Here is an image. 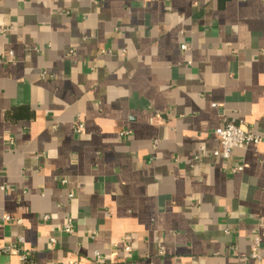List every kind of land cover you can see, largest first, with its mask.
<instances>
[{
    "label": "crops",
    "instance_id": "1",
    "mask_svg": "<svg viewBox=\"0 0 264 264\" xmlns=\"http://www.w3.org/2000/svg\"><path fill=\"white\" fill-rule=\"evenodd\" d=\"M226 120L243 171L199 158ZM256 237L264 0H0L1 264H264Z\"/></svg>",
    "mask_w": 264,
    "mask_h": 264
},
{
    "label": "built area",
    "instance_id": "2",
    "mask_svg": "<svg viewBox=\"0 0 264 264\" xmlns=\"http://www.w3.org/2000/svg\"><path fill=\"white\" fill-rule=\"evenodd\" d=\"M183 50H188L189 47L184 44L182 46ZM85 129V126L82 122H78L75 125V131L76 133H82ZM214 136L218 140V142L221 145L220 150H207L206 148L202 147L201 154L199 158H223L224 160H234L233 163V171L239 172L243 171L245 164L241 159L235 160V158L232 155V152L236 148H248L250 146H256L260 144V136L256 134L250 127H248L244 123H238L235 120H226L224 123L216 128L214 130ZM45 218H48V216H45ZM10 216L5 217V221H11ZM74 231L73 228V222L69 221L66 223L63 228L62 232L66 234H72ZM228 232V231H226ZM20 242H23V239H20ZM57 239H52V244H56ZM254 251L252 253V257L255 258L258 261H264V252L261 253V240L259 237H256L254 240ZM16 249V246L13 244H3L0 243V256L4 253H9L11 251H14ZM126 250H130L129 246H126ZM21 255V259L24 262L29 261V254L27 252L19 251ZM102 258L101 254L99 252L96 253V262L97 264H102ZM1 264V263H0Z\"/></svg>",
    "mask_w": 264,
    "mask_h": 264
}]
</instances>
